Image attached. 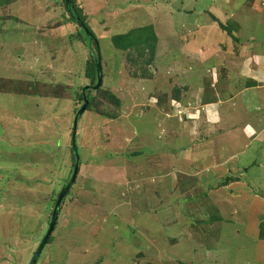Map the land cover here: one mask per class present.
<instances>
[{"label":"rangeland","instance_id":"1","mask_svg":"<svg viewBox=\"0 0 264 264\" xmlns=\"http://www.w3.org/2000/svg\"><path fill=\"white\" fill-rule=\"evenodd\" d=\"M64 1L0 6V264L30 263L72 175L96 50ZM76 3L103 86L86 91L80 173L38 264H264V87L245 91L264 79V0ZM138 26L153 58L113 46Z\"/></svg>","mask_w":264,"mask_h":264},{"label":"trees","instance_id":"2","mask_svg":"<svg viewBox=\"0 0 264 264\" xmlns=\"http://www.w3.org/2000/svg\"><path fill=\"white\" fill-rule=\"evenodd\" d=\"M8 1H10V0H8ZM8 1L6 0V2L3 3L0 0V6H1V4L9 5L10 2H8ZM249 1L253 2L254 0H249ZM64 4H65V1H64ZM65 7H66V4H65ZM73 10H74L75 15L87 27V29H88V31L90 33V37H88L87 35H85V36L90 38V40L92 41V45L94 46V48L96 50V51L93 52L94 49H92V48L90 49L89 48L88 51H89L91 60H90V63L88 64V66L86 67V76H87L88 79H90L91 86H95L97 84L96 59L98 57V49L100 50V53H101V49H100V46H99V41H98L96 35L94 34V32L88 26L87 17L84 15V13L81 10V8L77 5L76 0H73ZM67 11H68V9H67ZM69 18H70V21L72 23H75V21L73 20V18L70 15H69ZM211 18L215 22H219V20L215 16L211 15ZM219 27H220V30H221L220 33H223V34L226 33L227 35H229L233 39V41H235L237 44H239L240 40H239V38H235L234 37L233 31H232L231 28L225 26V24H222L220 22H219ZM78 39H80V41L84 42V39L82 38V36L79 37ZM156 41H157V38L153 34V29L150 26H147V27L138 26L136 28H131L128 33H125L123 35H117V36H114L112 38V43H113V46L115 47L116 50H119L121 52H127V51H131V50H139L138 52L140 53V49L147 48L150 51V54H151L152 58H153L154 51H155L154 47H155ZM150 62H152V60H150ZM249 83L250 84L249 85L247 84L246 88L250 89V88L256 87V83H254V82H249ZM102 86H103V84H102ZM101 89H102V87H101ZM107 96H108V98H109V100L111 102H113L117 106L119 105L118 100L115 98V96L113 94L110 93V91L107 92ZM86 98L89 100L88 109H90L91 104L94 102V98L91 96V93L89 91L86 93ZM83 100H84V95L82 93L81 96H80L81 103L83 102ZM71 152H72V150H71ZM80 163H81V159H80ZM72 189L70 190V192L72 191ZM68 195H70V194H68ZM57 225H58V223H57ZM52 242H53V236L50 238V241H49L48 245H50Z\"/></svg>","mask_w":264,"mask_h":264},{"label":"water","instance_id":"3","mask_svg":"<svg viewBox=\"0 0 264 264\" xmlns=\"http://www.w3.org/2000/svg\"><path fill=\"white\" fill-rule=\"evenodd\" d=\"M66 8L68 9V14L73 18L75 21L76 25L79 26L85 34L90 37V33L85 26V24L75 15L74 10H73V0H65ZM96 70H97V84L93 87H85L83 90V95H84V103L80 110L77 112L75 119H74V124H73V130H72V163H73V168H72V175L66 186L63 188L61 193L59 194L57 201L54 205L52 216H51V221L48 227V231L46 235L42 238L36 252L34 253L31 261L29 264H38L43 252L45 251L46 247L49 244L50 238L52 237L59 217L61 213V209L63 206V203L65 199L67 198L70 190L74 187L76 184L77 178L80 173V149L78 145V130H79V122L88 110L89 106V100L86 98V91L91 90V91H98L101 89L102 84H103V71H102V56L100 53V50L98 49V57L96 59Z\"/></svg>","mask_w":264,"mask_h":264},{"label":"crops","instance_id":"4","mask_svg":"<svg viewBox=\"0 0 264 264\" xmlns=\"http://www.w3.org/2000/svg\"><path fill=\"white\" fill-rule=\"evenodd\" d=\"M260 76L261 75L259 73L258 75H256L254 77V80H252V82L256 83V87L250 88V89L246 88L245 89L246 92H248V93H250V92H257L258 93V91H260L261 89H263V87H264V79L262 77H260ZM251 78H253V77H251ZM257 97H258L259 100L257 99L256 102L259 103V102L264 101L263 98L260 97L259 94H257Z\"/></svg>","mask_w":264,"mask_h":264}]
</instances>
